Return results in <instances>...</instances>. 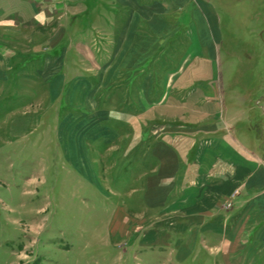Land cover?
<instances>
[{
    "label": "rangeland",
    "instance_id": "obj_1",
    "mask_svg": "<svg viewBox=\"0 0 264 264\" xmlns=\"http://www.w3.org/2000/svg\"><path fill=\"white\" fill-rule=\"evenodd\" d=\"M115 3L0 27L17 39L0 61L17 67L0 78V264H261L242 192L264 196V0L184 4L214 43L188 91L150 38L123 57Z\"/></svg>",
    "mask_w": 264,
    "mask_h": 264
},
{
    "label": "crops",
    "instance_id": "obj_2",
    "mask_svg": "<svg viewBox=\"0 0 264 264\" xmlns=\"http://www.w3.org/2000/svg\"><path fill=\"white\" fill-rule=\"evenodd\" d=\"M58 1L60 0H0V27L6 29L18 26L26 28L33 26L34 23L43 24L44 21L49 19L50 12L54 10V5ZM81 1L83 0H65L67 5L71 6L72 11L70 12L72 14L84 10L80 4ZM115 1V4L121 5L124 9L121 14L122 23L119 27L120 42L124 45L123 57L138 59L139 52L137 50H139V45L140 50L143 51L144 47H141V45H144L146 38H150L151 43H154V59L168 58L178 61L174 69L181 72L186 79L187 83L184 88L185 91H188V71H193L196 65H202L198 68L208 70V60L212 57L210 54H212L211 50H214L212 49L214 43L209 40V36H205L206 30L207 32L208 29L210 30L208 23H206L208 26H205L200 20L199 24L197 22L188 24V21L181 19L184 11L188 13V6L184 5L188 4V0ZM105 11L106 23L118 16L117 8H106ZM98 12H100V9ZM1 34L3 35L0 36V61L1 54L6 49H11V44H17V39H13L10 35L6 36L8 34L3 32ZM129 46L133 47L129 48ZM143 58H145L144 55ZM16 68L4 67L0 72V78L5 77V71ZM252 173H254L256 180L262 181L264 179V172L261 167H254ZM250 185L252 186L251 182L248 184V188L243 190L242 195L251 201L249 214L246 215L252 216L254 222H256L264 219V196L259 195V192H262L263 189L254 193ZM251 230L247 235H250ZM255 236L259 237V244L256 248L262 252L264 230H259ZM261 264H264V262Z\"/></svg>",
    "mask_w": 264,
    "mask_h": 264
}]
</instances>
